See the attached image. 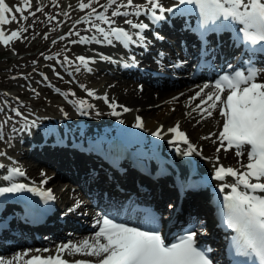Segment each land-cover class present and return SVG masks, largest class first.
<instances>
[{
    "label": "bare ground",
    "instance_id": "bare-ground-1",
    "mask_svg": "<svg viewBox=\"0 0 264 264\" xmlns=\"http://www.w3.org/2000/svg\"><path fill=\"white\" fill-rule=\"evenodd\" d=\"M63 1L56 0L55 4H51L50 0H38L33 5L36 8L38 4H43L42 7L45 9L41 11V14L35 12V16H31L25 10L24 15L28 16V19L26 21L20 20L19 23L13 22V27L11 26L8 32L27 27L28 31L23 32L19 39L13 41H17L15 45L17 52L20 48L23 49L27 40H32V38L38 36L40 46L37 51L38 56H45V59L48 60L47 57L60 55L65 65L71 68L72 74L80 75V81L83 82V85L95 90L96 95H87V99H84L86 104L82 109L73 104L72 106L75 107L73 111H66L64 108L57 110L56 107L49 104L41 106L40 112L42 110V113L45 114L42 115L40 120L35 121V119L34 123H26L28 122L24 120L26 118L21 119V116H16L11 111V108L15 107L12 100L6 105L9 112L4 113L7 109L0 112V121L5 119L6 114L12 117L3 127L5 132H3L4 139L0 140V151L6 153V156H0V163L9 167L19 166L23 168L29 177L34 178L33 182L39 187L41 186L40 181L44 178L41 173L43 172L46 176L49 174V179L44 187L56 191L57 196V209L51 216V221L31 228L22 223L20 211L14 212L17 207H10L11 210L9 211L12 212V217L5 219L9 220L12 225L13 229L11 231H16L20 236L11 234L9 238L12 239V242L0 241V252L2 253L0 257H4V254L9 253L10 250H13V253L8 258L29 249L33 250L29 253V255H32L35 254V249L42 250L47 246L52 248L51 242L47 243L46 241L50 235L45 238V231L48 230L49 232L52 231L53 237L59 236L57 240L76 238L78 243L83 237H93L96 232L95 226L90 229H76L74 231L71 227H75L77 224L80 225L83 217L88 219L85 227L89 223L92 224L94 219L99 216L100 209L98 207L110 211L112 208H116L115 212L121 214L126 220L139 219L144 214L138 213L134 204L135 201L144 199V201L150 202L160 209V213L162 212L160 218L163 225L168 221V230L187 225L194 226L198 233H201L198 235L197 240L206 242L214 249L216 263L218 264L221 259L219 252L221 232L215 224L214 213L215 207L222 203L220 198L223 199V196L222 193H218L221 181L216 180L211 171H215V165H219L217 162L224 163L225 167L240 168L241 163H247V157L245 155L238 158L235 155V150L224 151L221 149L217 152L219 147L217 136L223 125V118L220 117L218 111H213V115L206 119H201V114L198 111H193L199 104L200 98L190 100V97L194 96L196 91H199L203 81L198 80L199 77L189 78L193 55L198 47V40L187 24L190 21L200 22L198 9L197 14L188 16L185 13L172 16L165 12L164 19L157 21L158 25L156 30H152L153 32L149 28L155 21H151L150 14H142L139 17L132 15L134 18L114 17L115 26L123 27L132 34L140 30L133 29L130 25L125 24L126 19L149 24V28L143 30L142 34L145 40L142 43L137 42L130 44L128 48H124L120 42L116 41L112 45L94 41L84 44L70 43L72 40H79L81 36L91 37L95 35L97 39H100L101 36L95 30L90 29L88 25L82 28L81 23H68V20L87 11V9L82 11L78 6H73L71 3H69L71 7L68 6V15L62 17V24L66 31L58 33L60 27L55 23L56 19L62 16L60 10L63 9ZM160 2L167 9L169 5L179 2V0H160ZM19 3L23 4V2ZM134 3L144 5L147 0H134ZM17 5L21 6L20 4ZM194 8V5H189L188 8L183 9H186L188 14H194L196 11L192 10ZM177 9L179 11V6H177ZM48 11H53V15L56 17L55 20L49 21V17L52 15ZM111 11L112 9H109L107 13L109 16ZM16 15L19 19L20 14L16 13ZM34 17L35 26L31 29L27 25L29 21H33ZM101 26L108 27L103 24ZM195 26L197 27V25ZM76 33H79V35H76ZM152 33L158 39V43H149L148 38H151ZM45 34H47V39L44 38ZM54 34L58 37L51 39ZM60 36H64L65 39L60 40ZM160 36L163 39H159ZM134 39L139 40L135 35ZM53 40L56 43H52ZM228 40L227 33L221 35L220 52L225 56L232 53L228 46ZM35 42L32 44H35ZM212 46L214 50L215 43ZM139 49H143L141 54H139ZM220 52L216 50L213 53L212 58L216 64H219ZM100 54L111 57L112 60H102L99 58ZM81 55L95 59L94 63L90 62L88 65L92 69L91 72L80 66L79 61L76 60ZM65 57L68 58L67 61H65ZM133 57L135 58V64L141 65L142 70L141 68L124 66L125 64H132ZM29 59L30 56L23 53L17 54L14 56L13 66L18 67L23 60L28 62ZM178 63L180 67H174ZM148 65L156 68L161 75H164L163 72H167L168 75H153L148 72L149 69L145 70L143 68ZM78 66L81 68V73L75 71ZM258 69L264 70V66H260ZM15 72L20 75L18 71ZM15 72L12 71L11 73ZM202 72L204 74L211 73L206 68ZM173 73L176 74L175 77L171 75ZM137 76H142L145 80H140ZM177 76L183 77L178 78ZM215 80L212 79L207 83L212 84ZM259 80H264V71L258 77ZM153 84H156V86H153ZM205 91H208V89ZM105 93L109 98V102L114 100L117 105L127 107L131 111L125 112L123 108L117 107L115 111L120 115H112L113 109L109 106V103H105L104 99L97 100V103L88 100V96L96 99V97H103ZM174 97L177 99H173ZM89 105H91L90 108ZM81 112L85 114H81ZM188 113H191V115H187ZM138 116L144 123L142 129L134 126ZM178 121L180 130L186 132V134L188 133L189 142L196 149L192 153V160H197L193 170L190 169L189 163H185V158L181 154V150H187L188 145L182 142L170 144L168 141L174 134L168 133L167 129L175 126ZM195 121H199V123ZM19 124L27 125L22 127V130L14 132ZM157 129H161V137L151 135ZM18 134L22 135V141H25L26 144V148L22 152L33 156L34 162L28 158H23V154L19 155L18 153L11 160L9 159V155L13 152L12 137L10 136H13L15 142L16 139L14 138ZM101 135H106L104 140L101 139ZM204 137L209 138L204 139ZM91 139H97L98 143L91 145ZM214 141L216 142L214 143ZM64 142H66L65 146L62 145ZM177 146L180 148L179 152L176 151ZM91 147L97 149L96 153L91 150ZM99 150L104 154H111L113 157H121L124 152L132 157L141 156L144 160H148L151 167L150 174L139 171L126 158L121 159L118 168H115L97 154ZM217 157H219V160H217ZM164 167H167L168 170L165 171L163 176H152ZM6 172L7 169H0V176L5 175ZM197 174L200 175L204 188L189 191L184 197L177 195V185L192 177L197 178ZM64 177L77 182L70 183L68 180H64V182H67V186L63 188L64 182L62 179ZM20 178L21 183H26L28 180V177L25 176ZM227 178L229 179L228 183L232 182L231 177ZM71 184L75 187L80 186V190H71ZM86 192L91 193V198L87 197ZM20 193L31 194V192L26 191ZM33 197L35 198V195ZM78 198L80 200L81 198L84 199L86 203L89 201L93 207L88 204H80V207L75 211L69 212L68 207L72 208L77 203ZM176 200H178L177 203H181L178 209L175 210L174 202ZM146 202L142 201L141 203ZM169 204L173 205V208L169 209ZM167 213L168 216L164 218V214ZM172 213L173 219H168ZM62 215L64 218L59 220L58 217ZM77 219L80 221L77 222ZM66 223L70 224L69 228L65 232L64 228L61 231V227ZM68 230L71 232L70 235L66 234L69 232ZM42 231L44 232L43 236ZM63 232L65 236L60 238ZM4 233L9 234L7 230ZM35 242L36 244H32ZM43 242L46 245H41ZM74 256L89 260L94 259L80 254L68 257L72 258ZM19 264H23V261H20Z\"/></svg>",
    "mask_w": 264,
    "mask_h": 264
},
{
    "label": "snow or ice",
    "instance_id": "snow-or-ice-1",
    "mask_svg": "<svg viewBox=\"0 0 264 264\" xmlns=\"http://www.w3.org/2000/svg\"><path fill=\"white\" fill-rule=\"evenodd\" d=\"M53 3L55 4L56 0H53ZM179 4L194 5L195 8L192 10L198 9L200 26L204 32L213 31L219 26L231 27L234 24H239L242 25L239 32L243 34L244 41L249 45H264V0H179ZM93 5L99 7L101 11H97V7ZM31 8L32 0H23V6L17 5L15 8L9 6L6 0H0V44L8 46L12 41L19 39L23 32L28 31L27 27H21L6 33L3 26L13 22L19 23L20 20L26 21L28 16H25L24 12ZM78 8L82 11L85 9L90 11L77 20L76 24L81 22L87 24L90 29L99 33L101 38L97 39L95 35L81 36L79 40H72L70 43L84 44L94 41L112 45L116 41L120 42L124 48L137 43L134 35L142 43L145 40L142 34L143 30L149 28V24L134 23L133 20L126 19L125 24L140 30L132 34L123 27L115 26L114 17H128L129 15L139 17L142 14H150L153 21H161L164 19L165 12L173 11V8H164L160 0H147L144 5L135 4L134 0H106L103 4L100 3V0H87V2L78 0ZM109 9H112L110 16L107 14ZM41 11H43L42 7H36L35 12ZM180 11L183 12L186 9ZM35 12L30 11L29 15L35 16ZM16 13L20 14L19 19ZM63 14L68 15L67 12ZM55 19V16L49 17V21ZM102 24L108 27L105 28L101 26ZM44 38L47 39V34ZM158 38L163 39L162 37ZM59 39L63 40L65 37L60 36ZM52 43H56V41L53 40ZM251 51L264 52V46L252 48ZM47 58L51 59V57ZM99 58L112 60L111 57L103 54H100ZM67 60L68 58L65 57V61ZM76 60L87 71H92L88 65L90 62H95L94 58H86L81 55ZM246 63L249 65L246 69H236L231 74L221 75L212 84L205 83L200 86L199 91H196L190 100L200 98L199 104L193 111H198L201 114V119L211 117L213 111H218L220 117L223 118L222 130L217 136L219 142L217 152L221 149L224 151L235 150V155L238 158L245 155L247 157V163H241L240 168L218 166L215 169L214 178L218 181H225L227 177L232 178L230 183H221L219 189L222 193L226 188L230 189L223 196L226 212H223L222 215L226 226L236 233L232 238L235 254L249 259L255 258L258 264H264V80L258 81V77L264 70L257 69L250 61ZM80 66L76 67L75 71H80ZM124 66L134 67L135 58L133 57L132 64ZM174 67H180V64H175ZM233 67L231 64L228 65L230 69ZM44 78L47 79V77ZM81 87L83 88L84 85ZM206 89L208 91H205ZM55 90L60 92L58 88ZM87 91L89 96L96 95L95 90ZM61 94L65 97L68 95L67 93ZM96 98H102L105 103H109L113 109L112 115H120L115 111L117 107L123 108L125 112L131 111L127 107L117 105L114 100L109 102L106 93L103 97ZM73 103L82 109L86 101L80 100ZM4 105H8V101H3L0 104V112L5 111ZM11 111L16 116L22 115L16 107H12ZM81 114L85 113L81 112ZM187 115H191V113ZM11 119L12 117L6 114L5 119L0 121V140L4 139V125ZM134 126L144 128V123L139 116L136 117ZM167 132L174 134L172 140L169 141L170 144L182 142L188 145V149L182 155L190 156L196 150L195 146L189 142L187 134L180 130L179 121L175 126L168 128ZM151 135L161 137V129H157ZM208 138L204 137V139ZM176 151H180L178 146ZM5 155L6 153L0 151V156ZM9 159L12 158L9 157ZM0 169H7L6 174L0 176V179L4 181L11 182L16 177L26 175L19 166L9 167L0 163ZM41 175L44 177L40 181L42 185L47 183L49 178L43 172ZM25 191L39 195L45 201L55 199L51 189L45 190L38 187L35 182L31 186L16 182H12L8 186H0V195ZM79 207L80 202L77 201L68 211H75ZM168 207L173 208V205L169 204ZM149 222L155 223L154 219ZM96 224L98 230L93 237L85 238L78 243H73L70 240L61 243L53 254L41 255V252H50L48 248H45L43 250L35 249L36 254L29 255L33 251L29 249L23 253H16L12 258L0 257V264H19L20 261H23V264H216L209 255L210 250L202 249L197 243V237L201 233H198L194 226L185 230V233L179 235L173 242L166 243L161 232L155 227L145 230L125 223H118L108 216L97 219ZM66 254L68 256L80 254L94 259L70 261L65 258Z\"/></svg>",
    "mask_w": 264,
    "mask_h": 264
},
{
    "label": "rangeland",
    "instance_id": "rangeland-1",
    "mask_svg": "<svg viewBox=\"0 0 264 264\" xmlns=\"http://www.w3.org/2000/svg\"><path fill=\"white\" fill-rule=\"evenodd\" d=\"M35 1V2H34ZM38 0H32V5L36 4ZM51 4L53 3L52 0ZM70 1V2H69ZM86 1V0H85ZM23 0H6V3L9 4V6H12L15 8L17 4H20L23 6L22 3ZM106 0L100 1L101 4L105 3ZM40 3V2H39ZM73 6H78V0H64L63 1V9L60 10V14L62 15L59 19H56V25L59 26V31L58 33H63L66 31L64 29V25L62 24V17L64 16V12H68L69 8L68 6L70 5ZM43 4L40 3L38 4L37 7H42ZM94 7H97L96 5H93ZM57 7V6H56ZM43 8V7H42ZM35 7L34 5L32 6L31 9H27V13L35 12ZM45 8H43L44 10ZM85 11V10H84ZM90 11L87 9V11L79 16H76L73 19L68 20L69 24L76 23L77 20H79L82 16H85V14ZM97 11H101L99 7H97ZM38 13V12H37ZM48 13L52 16L53 11H48ZM38 14H41L39 12ZM9 16L11 14H8ZM129 18H134V16L130 15L128 16ZM127 18V17H126ZM35 17L33 21H29V24L27 25L28 27L30 26L31 29L35 26L34 23ZM24 21V20H21ZM134 21V20H133ZM87 24L81 22L82 28H85ZM12 26V23L9 25H5L4 29L6 33H8V29ZM13 27V26H12ZM10 32V31H9ZM56 34L52 35L51 39H55ZM39 37H34L32 40H27V44L25 43L23 49L20 48V50L17 52V49L15 47L16 42H11L8 46H4L3 44H0V104H2L3 101H13V105L19 109V111L22 113L21 119H24L28 122L26 123H31L35 119L37 121L38 119L40 120L42 118V115L45 113H42V110L40 112V107L45 106L49 104L50 106L56 107V109L60 110V108H64L66 111H73L75 110V107L72 106L74 103L73 102H78L80 100L87 99L88 91L89 88L87 86H84L83 88L81 85H83V82L80 81V75L72 74L71 68L68 65H65L64 60L61 58V56H51V59L46 60L45 56H38L37 51L39 49V44L38 40ZM58 39V38H57ZM49 40V39H48ZM47 40V42H48ZM36 41V42H35ZM35 42V44H32ZM23 53L26 56H30V59L28 62L24 61L19 64L18 67L13 66V59L14 56L17 54ZM44 59V60H43ZM35 61V63H33ZM71 61V60H70ZM37 63V64H36ZM30 65L29 67H27ZM64 65V66H63ZM15 69V70H14ZM12 71H18L20 75L15 73H11ZM23 73V75H21ZM59 73V75H57ZM79 73H81L79 71ZM27 74V75H26ZM44 77H47L45 79ZM60 89V92H57L55 89ZM33 89H35V92H33ZM192 91V90H191ZM38 93V95H37ZM61 93H67V97L65 95H62ZM74 93V95H72ZM18 98V99H17ZM88 100L90 102H96L97 100H101L96 98L94 99L93 97L88 96ZM118 102V100H116ZM103 105V104H102ZM130 105V104H128ZM71 106V107H70ZM4 108L7 109L6 105H4ZM90 108V107H89ZM9 110L7 109L6 112L8 113ZM95 112V111H94ZM97 113V112H95ZM92 114V113H91ZM98 114V113H97ZM30 117H29V116ZM99 115V114H98ZM97 115V116H98ZM33 118V119H32ZM197 122V121H195ZM20 125V124H19ZM16 126V130H22V127H25L26 125L21 124L20 126ZM5 132V131H3ZM14 135V134H13ZM11 140V145L13 146V152L12 154L9 155V157L13 158L16 156V153L23 154V158H28L31 161L34 162V157L31 155H27V153L22 152L24 148H26L25 141H22V135H16L13 140V136ZM16 143V144H15ZM24 146V147H23ZM22 149V150H21ZM6 156V155H5ZM2 157V156H1ZM36 158V157H35ZM23 170V168H21ZM32 177V176H31ZM49 177V176H48ZM68 180L70 183L77 182L76 180H71L68 177H64L62 181ZM67 186V182H64L62 187L64 188ZM72 187V188H71ZM71 190H80V186H70ZM83 189V188H82ZM56 192V191H55ZM87 193V192H86ZM88 194V193H87ZM89 197V196H87ZM80 203H84V199L78 198ZM77 200V201H78ZM89 203V202H87ZM90 206V205H89ZM88 206V207H89ZM93 207V206H91ZM64 208V206H63ZM99 208V207H98ZM94 209V208H92ZM86 219V218H85ZM69 227L64 228L67 231ZM49 231H45V233H48ZM42 236L44 235V232L42 231ZM72 240V239H71ZM47 243L50 240V237L48 240H46ZM10 254V253H9Z\"/></svg>",
    "mask_w": 264,
    "mask_h": 264
}]
</instances>
